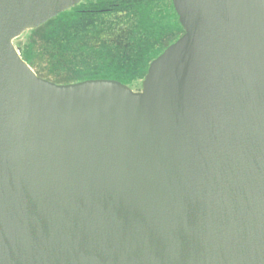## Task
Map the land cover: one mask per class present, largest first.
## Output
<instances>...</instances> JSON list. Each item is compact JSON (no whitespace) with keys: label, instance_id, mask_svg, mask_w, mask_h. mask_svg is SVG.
Here are the masks:
<instances>
[{"label":"water","instance_id":"1","mask_svg":"<svg viewBox=\"0 0 264 264\" xmlns=\"http://www.w3.org/2000/svg\"><path fill=\"white\" fill-rule=\"evenodd\" d=\"M82 1L0 0V264H264V0H171L140 91L22 59Z\"/></svg>","mask_w":264,"mask_h":264},{"label":"trees","instance_id":"2","mask_svg":"<svg viewBox=\"0 0 264 264\" xmlns=\"http://www.w3.org/2000/svg\"><path fill=\"white\" fill-rule=\"evenodd\" d=\"M183 34L171 0H84L16 46L39 77L58 85L103 79L136 89Z\"/></svg>","mask_w":264,"mask_h":264},{"label":"rangeland","instance_id":"3","mask_svg":"<svg viewBox=\"0 0 264 264\" xmlns=\"http://www.w3.org/2000/svg\"><path fill=\"white\" fill-rule=\"evenodd\" d=\"M25 34H26V33H25ZM25 34H24V35H25ZM24 35H23V36H24ZM23 36H22V37H23ZM22 37H21V38H22ZM21 38H20V39H21ZM18 40H19V39H18ZM18 40L15 41V43H14L15 46H16V42H17ZM16 48H17V46H16ZM143 81H144V80H143ZM141 87H142V83L140 84V87H139V88H136V89H132V88H131V89L134 90V91H140V90H141Z\"/></svg>","mask_w":264,"mask_h":264}]
</instances>
